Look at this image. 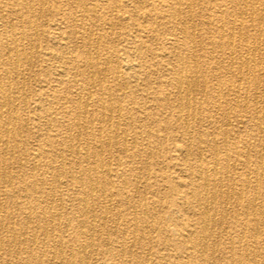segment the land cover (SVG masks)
<instances>
[{
  "label": "bare ground",
  "instance_id": "1",
  "mask_svg": "<svg viewBox=\"0 0 264 264\" xmlns=\"http://www.w3.org/2000/svg\"><path fill=\"white\" fill-rule=\"evenodd\" d=\"M48 1L0 0V193L11 199L7 205L0 203V264H90V258L97 249L107 253L104 264H148L149 261L161 264L164 260L170 264H189V259L193 264H253L247 261L248 255L244 256L242 240L246 228L242 226L241 210L245 209V215L256 212L252 220L256 227L252 234L256 237L259 227L264 229V202L257 204L254 196L244 200L243 195L247 188L264 194V140L255 146L256 161L250 167L249 154H242L237 146L230 150L227 136H224L226 133L221 134L220 142L215 138L208 139L209 154L206 155L202 151V135L192 132L193 121L202 108V100L195 95L206 88L199 66L202 44L191 30L194 0H152V7L147 10H143L145 0H137L138 4L131 10H124L125 4L134 0H125V4L120 1L112 3L113 8L121 12L118 17L128 18L129 25L135 28L127 34L128 39L135 38L137 31H144L147 27L154 32L153 25L158 20L167 24L166 30L170 32L162 36L158 49L145 45L146 51L157 59L149 64L148 68L152 70L148 72L155 73L158 69L164 74L153 82L146 79L144 86L157 109L170 111L180 132V140H176L171 132L166 136L183 166L175 187L180 193L177 201L184 211L188 209L190 213V220L180 230L178 244L172 249L179 252L178 255L161 254L159 250L154 251L151 240L145 241L147 225L143 224V219L147 206L142 202H131L125 180L116 189L110 177H120L121 164L114 161V156L105 158L102 153L111 142L128 155L136 149L134 137L137 131L130 128L133 133L125 130L121 137L117 134L121 125L119 118L124 111H127L125 115L132 112L121 103L120 97L124 96H115L113 91L123 93L127 85L124 76L130 73L136 80L143 62H131L129 47L121 61L111 45L105 47V41H102L105 33L100 31L105 24L110 29L114 28L115 21L106 14L104 9L107 7L100 4L101 0H61L60 8L53 13L60 16V20L53 15L52 19H56L57 24H62L63 20L64 25H59L57 33L49 35L55 46L45 54L57 63L49 64L50 68L46 66L49 68L48 79L45 77L39 85L41 94H34L26 85L24 79L31 66L30 57L38 47V41H34L40 33L36 20L45 11ZM259 1L208 0L204 7L205 17L200 23L216 30L214 45L220 49L221 59L236 62L237 67L231 72L244 76L245 84L242 86L237 78V84L217 81L213 88L219 92H234L237 96L242 94L245 98L251 94L252 103L238 106L235 117L238 123L243 124V117L252 115L255 133L264 137V105L256 100L264 97V87L259 83L264 76V2ZM249 26L254 30L251 37L242 34V30ZM78 47L82 50L76 54L70 52V49ZM52 82L57 87L76 89L74 94L61 97L60 116L55 117L41 102L43 94L49 96V92L54 90ZM162 88H167L168 92ZM67 102H72L73 106L64 108ZM30 104L34 106L28 107L27 115L19 113V109L24 110ZM217 110H220L218 103ZM65 118L70 134L60 131L59 123ZM225 119H229L228 114ZM41 130L46 131L43 137L39 135ZM51 131L56 132L55 138L48 134ZM105 131L113 133L106 140L102 138ZM209 132L205 134L207 137L211 135ZM23 135L25 139H22ZM220 144L222 153L218 148ZM65 152L76 158L74 164L80 168L78 175L66 170ZM237 162L246 168V176L244 179L242 175L236 176L235 187L231 191V171L237 167ZM13 169L15 172L27 169L29 174L15 176ZM39 170L44 172L35 177ZM29 177L30 180H26ZM137 177L134 182L138 181ZM70 185L76 187L78 195L66 199L64 196ZM231 196L235 201L229 206ZM64 200L71 206L67 215L61 213ZM121 206L129 210L131 225L128 234L122 227ZM96 207L100 215L98 229L94 227ZM111 210L116 211L109 217ZM228 210L235 213L233 220H227L225 212ZM108 221L113 231H120L119 237L95 242L94 234H104ZM231 227L234 228L233 235L228 230ZM216 229H220L219 233L229 240L226 253H220L219 258L215 256ZM139 240L146 246L144 256L132 260L134 244ZM261 250L264 252V245ZM152 257L161 263L152 261Z\"/></svg>",
  "mask_w": 264,
  "mask_h": 264
},
{
  "label": "rangeland",
  "instance_id": "2",
  "mask_svg": "<svg viewBox=\"0 0 264 264\" xmlns=\"http://www.w3.org/2000/svg\"><path fill=\"white\" fill-rule=\"evenodd\" d=\"M86 1L89 2V0H86ZM117 1L124 3L125 0H101L100 1V4L102 6L107 7L106 9H104V11H106V14L110 16L112 19L114 18V21H115L114 28L110 29V27H108L105 24L103 29L100 32L101 34L105 33L104 38L102 40V41H105L104 42L105 44L103 43L105 47H109L111 45L110 47H112L115 50V55L117 57H120L119 58L120 61L125 55H127L125 53V50H127L129 47L130 53H132L130 55L131 62L133 63L143 62L141 72L138 74L137 79H136L137 81L135 80V78H132L133 76H131L130 73H128L124 76L126 84H127L126 88L124 89V92L121 93L119 91L118 92L113 91V95L115 96H117V94L119 95V97H120V94L124 96V98L120 97V101L123 105H126L127 110L131 109L130 111L132 112V114L125 115L127 111H124L123 116L119 118L121 125L119 128V133L117 134L119 137H121L123 135V132L125 130H130V128L137 131L134 137L136 149L132 150L133 152L130 151V154L128 155L127 153L121 152L119 150L118 145L111 142L109 143L108 147L106 146L103 149L102 153L104 154L105 158L108 155H111L112 157L114 156L113 157L114 161L116 162L117 160L121 164L120 170L118 171L120 172V177H117V176L110 177L111 181L115 184L116 189H118L119 183L126 181L127 183L126 187L129 190L130 198L132 200L131 202L133 203L136 201L142 202L147 206L146 207L147 213L144 214V219H143V224L147 225L145 241L151 240L152 245L154 246V249H155L154 251L159 250L161 254L169 253L173 255L175 253L178 255L179 252H173L172 249L175 248L176 244H178L179 232L183 227L186 226V224H188L190 220V217H189L190 213H188V209L187 211L186 210L184 211V209L182 208V205L179 204L177 201L178 194H180L179 191L176 189L177 179L182 172L183 166L177 160L176 158L177 152L175 151L174 148L171 147L170 141L167 139L166 136L168 135V132H171L175 136L176 140H180V132H179L177 123L174 121L173 117L170 115V111L167 109H161V110L157 109L154 100H152V98L147 94L146 92L147 90L145 89V86H144L146 79L153 82V81H156L161 76V74H164V71H160V70L158 71V69L155 71V73L154 72L151 74L149 73L150 70H152L148 68L149 64L156 62L157 59L154 57V55H151L150 52L146 51L147 48H145L146 47L145 45H149L155 50L158 49L162 38L166 35H169L170 32L166 30L165 25L167 24L161 23V21L158 20L153 25L155 28L154 32L149 31L150 28L147 27L144 31L142 30L137 31V33H135L134 35L136 36L135 38L131 37L128 39L127 34L130 32L132 33V31H134L135 28L129 25L130 21L128 18L123 19L124 16L123 17L120 16L122 18L118 17L121 12H119L117 8L115 7L113 8L114 5L112 4L113 2H117ZM207 1L208 0H194V6H193V21H192L191 30L195 32V36L197 40L201 41V44H202L200 51H199V66L205 78L206 88L203 92L197 93L195 95L197 99L202 100V108L199 114L197 115V119L193 121L192 132L195 135L197 134L202 135V140H203L202 151L206 155L209 154V152L207 151V143H206L208 139L215 138L218 142H220L222 140L221 134L226 133L224 136H227L226 137V140L228 141L227 145L230 147V150H233L232 147L237 146L239 151L242 150L241 151L242 154L243 153L249 154V164H250V167H253L256 161L255 156H254L255 146L259 144L260 142H262L261 140L262 139L264 140V137L263 135L255 133L254 131L255 118H253L252 115L246 114L243 117V120H245L243 124L238 123L237 118L235 117V114L237 110L239 109L238 106L243 107L242 104L247 105V104L252 103L251 97H250L251 94H248L247 97L249 98H245V96L242 94H239V96H237L234 92L226 93V91L224 90H221L219 92L218 89L213 88V85L217 81L221 83H226L227 81H229L235 84H237L240 81L239 83L241 84V86L242 84L243 85L245 84L244 83L245 81H244V76L240 77L239 75H236L235 73L231 72L233 68L237 67L238 64L236 62H229L227 60L221 59V56H220L221 51L219 52L220 49L216 48L214 45V41L216 38L215 36H217L216 30H214L211 26L200 23V20L203 17H205L203 13H204V9H205L204 7L206 6ZM61 2H62L61 0H49L45 6V11L36 20V22L38 21L37 23L39 24L40 29H41V30L39 29V32H40L38 33L39 36H37L36 39L34 40V41H38L37 43L38 47L36 49L37 50L36 53H34L30 57L31 66L29 70L26 71L25 79H24L26 85L31 89V91H34V94H41V91L39 90L40 88L39 85L41 84V81L44 80L45 77L48 79L47 72L50 68V65L52 63H54L55 65L57 63V60L56 61L53 59L50 60L49 56L45 54L50 53L52 51L51 49H53V46H55L53 40L51 41L49 35L52 33H57L59 25L60 27H63L64 25L63 20H62V24L61 23L57 24L56 19L60 20V16L53 15L54 11L60 8L59 3ZM259 2L262 3L264 2V0H260ZM127 3L125 4L126 6L124 10H131L132 8H134L135 5L138 4L137 0L127 2ZM144 4L145 6L143 10L144 9L147 10L150 7H152V0H145ZM52 15L56 17L55 20L52 19L53 18ZM124 15H127V13H124ZM14 21L15 20H13V22ZM117 29L118 30L120 29V31H118ZM253 33H254L253 27H250V26L246 27L245 30H242V34L246 36L251 37V34L253 35ZM144 37L146 38L144 39ZM141 42H143L142 45H141ZM112 48H109V49L111 50ZM70 50L72 54H76L78 51L82 50V48L78 47L76 49L72 48ZM260 52H262V50ZM110 53L112 54V52ZM139 56L141 57L143 56V58H139ZM259 56H262L263 58V55L260 53H259ZM46 66L49 68L47 69ZM75 77L79 78L78 76H75ZM237 78L239 79V81ZM260 79H259L260 80L259 83L261 86L264 87V76H262ZM133 80H135V82ZM51 84L54 85V90L49 92V96H47V94H43L41 102L44 105V107L49 109L52 112V115L55 117V115L60 114L59 102L61 103L60 101L61 97L64 94L65 95L74 94L76 92V89L73 87H68V86L57 87L55 82H52ZM162 90L164 92H168L167 88H164V89L162 88ZM242 96L244 100L242 99ZM256 100H258L259 103L261 102L260 105H264V97H262L261 99L257 98ZM244 101L246 103H244ZM217 103L220 106V110H217ZM32 106L34 105L30 104L24 110L19 109V113L20 114L24 113V115H27L28 114L27 110ZM72 106H73L72 102H67L64 104V108H67V109ZM93 108L94 110H98V108L96 107H93ZM96 112L97 111H94V113ZM133 113L135 116L133 115ZM226 114L229 115L228 120L225 119ZM66 120L67 118H65V120L62 119L61 122L59 123V125L61 126L60 131L61 133H64V134L65 133L70 134L71 131H69L66 128V124H67ZM116 120H118V118H116ZM221 120L222 121L224 120L223 121L224 123ZM29 127L32 128V125L30 124ZM209 131H211V135L207 137V135L205 134L210 133ZM130 133H133V131L130 130ZM43 134L46 135V131L41 130L39 132V135L43 137ZM48 134H50L51 137H54V135H56V132L51 131ZM112 134L113 133H109L106 131L102 132V138L106 140V138L112 136ZM25 138L26 136L23 135L22 139H25ZM235 139H237V141H235ZM238 140H240V142ZM248 140H249V143L246 142ZM231 141L232 143H230ZM246 146L249 149H247ZM106 148L107 150H105ZM218 148H219V151L222 153L223 147L221 146V144L219 145ZM53 154L55 155V157H58L57 153H53ZM64 159H65L64 162L66 164V170L68 169L71 172V174H73L74 176L78 175L80 168L78 166H75L74 164L76 160L74 155L70 154L69 152H65ZM235 167L236 168H234L231 171V175H232L231 176V185H232L231 191H233L234 189L233 187H235L234 178L236 176L242 175V179H244L246 176L245 174L246 168L238 164V162L235 165ZM45 168L43 167V169ZM15 170L16 169H13V173H12L15 176H21L26 173L29 174L27 169L19 170L16 172ZM43 172H44L43 170L42 171L39 170L35 172L34 176L37 177ZM47 175L48 174H46L45 176ZM136 176H138L137 177L138 181L136 180L137 182H134ZM26 180H30V177L27 178ZM122 180H125V181H122ZM68 189L69 191L65 193V190L63 188H60V191L67 194L64 196V198L68 199L69 196L78 195L76 187L74 186L72 187V185H70L68 186ZM245 191L243 195L244 200H248L254 196L256 198L257 204H261L264 202V194H262L261 192L256 193L250 188H247ZM253 192L255 194H253ZM231 197L232 198H230L228 202L229 206H232L235 201L234 197L233 196ZM10 201L11 199L5 198L0 193V203L1 204L7 205V203H10ZM70 209H71L70 204L67 202V200H64V208L61 209V213H64L67 215L68 212H70ZM95 209L96 210L94 213L95 215L94 227L98 229V225L100 224V218H99L100 215H99L98 207H96ZM120 210L123 211L121 215V222L123 225L122 227L125 230H127L126 234H128V231L131 225L129 210L125 209L124 206H121ZM244 210L245 209L243 208L241 210L242 226L246 228V234H245L244 239L242 240V246L245 248V254H246L244 256L246 257L248 255L246 258L248 259L247 261L250 263L254 262L253 264H261V263L264 264V252L261 250V248L264 245V229H262V227H259L258 234L255 237L252 233L256 227L255 225H253L252 220L256 212L252 211L251 213H249V215L247 214L245 215ZM51 211L53 212L54 209H52ZM115 211L116 210H111L108 213V216L109 217L112 216L113 212ZM228 211L225 212L227 220H233L235 213L232 211L230 212ZM181 224L184 226H182ZM219 230L220 229H216V232H215V235H216L215 236V242H216L215 256L218 258H219L220 253H224V252L226 253L228 242H229L227 236L220 234ZM228 230L230 232V235H233L232 233L234 232V228L231 227ZM113 232L115 231H113L112 224L108 221L106 224V231H104V234L96 232L93 238L95 242L97 243L104 242L108 238L117 239L119 237L120 231L115 232V234ZM252 236L254 240L252 239ZM234 246H237V243H235ZM145 247L146 246L144 245L142 241L140 240L137 241L133 247L134 254L131 256V258H133L132 260H136L137 256L142 255L143 257L144 252H145ZM105 248L107 249V247ZM246 258H244V260ZM185 259L186 258H184L183 260ZM106 260H107V253L103 249H97L93 252L92 257L90 258V264H104L106 263ZM153 260H158V259L152 257V261ZM161 262H160L161 264H170V262L167 260H164ZM148 264H152V263L149 261ZM189 264H193L191 259H189ZM217 264H223V263L217 262Z\"/></svg>",
  "mask_w": 264,
  "mask_h": 264
}]
</instances>
